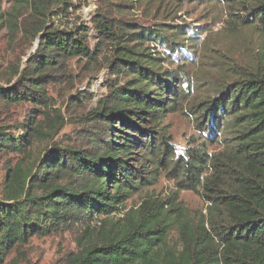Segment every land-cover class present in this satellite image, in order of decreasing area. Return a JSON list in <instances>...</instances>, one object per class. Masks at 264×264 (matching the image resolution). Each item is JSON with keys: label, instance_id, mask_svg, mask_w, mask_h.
Returning a JSON list of instances; mask_svg holds the SVG:
<instances>
[{"label": "trees", "instance_id": "16d2710c", "mask_svg": "<svg viewBox=\"0 0 264 264\" xmlns=\"http://www.w3.org/2000/svg\"><path fill=\"white\" fill-rule=\"evenodd\" d=\"M7 1L0 26L12 41L20 32L38 44L17 83L0 86L3 104L33 106L17 128L21 135L0 130V150L23 156L6 169L0 263L33 235L73 229L76 250L59 264H264V42L252 60L230 67L209 57L221 50L208 35L201 57L224 72L205 88L198 72L189 78L185 70L164 68L161 53L146 44L151 38L161 45L169 40L164 31L98 11L92 17V49L84 25H52L53 17L67 15L69 0ZM223 1L228 36L246 27L264 39V0ZM176 28L181 31L170 34L186 35L181 25ZM176 46L186 49L182 43L167 44L171 51ZM103 52L113 78L84 120L89 125L82 144L54 142L66 120L45 93L55 80L49 71L71 58L94 63ZM176 110L192 119L199 134L182 154L162 124ZM43 142L36 157L28 158V146ZM214 143L220 149L210 151ZM162 173L170 174L175 184L167 197L145 193L137 206L126 207L127 200L155 185ZM181 190L199 194L205 213L185 207Z\"/></svg>", "mask_w": 264, "mask_h": 264}, {"label": "rangeland", "instance_id": "374dc122", "mask_svg": "<svg viewBox=\"0 0 264 264\" xmlns=\"http://www.w3.org/2000/svg\"><path fill=\"white\" fill-rule=\"evenodd\" d=\"M68 3L69 10L66 16L62 14L52 18L54 27L71 29L84 25L88 29L87 44L92 49L96 43L92 17L98 11L117 19L159 29L160 32L164 31L166 37L170 36L169 40L164 39L161 45L154 40L155 38H151L153 40H149L146 44L152 48V51L161 53L164 68L174 71L185 70L189 78L194 77L195 72H198L202 75L201 79L205 88L210 80L217 81L219 76H222L219 73L224 72H217V69L207 64L208 61L211 62L209 58L201 57L203 49L201 43L208 35H211V42L216 39V44L219 45L216 47L221 50L219 53H211L209 57H215L221 65H230V67L252 60L259 42H264L254 28L242 27L238 35L228 36L224 28L228 17L223 0H151L150 2L149 0H69ZM116 4H120V8H115ZM9 6L10 3L7 0H0V12L4 13ZM177 25L185 29L186 35L170 34L176 29L181 31V28H176ZM37 42V39L33 41L25 39L20 32L16 40L12 41L7 28L0 26V86L7 87L17 83L19 73L27 68L29 57H32L36 51ZM169 42L182 43L183 48L186 49L180 51L178 48L180 46H176L175 51H171V48H167ZM172 46L175 45L172 44ZM104 55V52L100 54L98 61L94 63L71 58L59 69L49 71L55 80L45 86V93L51 99L53 108L60 109L66 120L58 133L53 136L54 142L76 146L82 144V135L89 125L84 120L108 92V83L113 78L109 76L108 69L103 63ZM198 66H201L200 70H197ZM15 68L19 70L17 74L14 72ZM225 74L229 75L228 72ZM229 79L230 77L226 80ZM123 80L124 78H119L120 83ZM193 93L192 90L189 93L190 96ZM77 97L78 99L75 100ZM32 110L31 103L5 105L0 101V130L14 136L21 135V130L17 128L20 123L28 119ZM35 115L37 120L41 118L40 115ZM162 124L171 136V143L178 154H182L189 148L188 144L192 139L198 138L199 134L192 119L182 111L168 112L162 119ZM129 133L134 134V132ZM135 135L138 137L137 134ZM44 146L45 142L31 143L28 148H31L32 153L28 158L36 157ZM209 149L216 151L220 149V144L214 143L209 146ZM22 157V154L10 149L0 150V198L5 186L7 166L13 165ZM132 157H135L134 154ZM24 159L28 160L27 157ZM174 189L172 176L162 173L155 185L133 195L125 202V205L127 208L137 206L145 193L163 199ZM178 196L188 209L205 213V202L199 194L191 190H181ZM75 237L76 232L73 229L33 235L19 249L8 252L0 264H59L66 253L76 250ZM176 238L175 231H172L169 235L170 241L174 242Z\"/></svg>", "mask_w": 264, "mask_h": 264}]
</instances>
